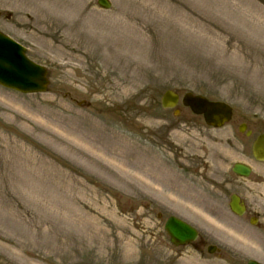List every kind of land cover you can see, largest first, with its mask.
Wrapping results in <instances>:
<instances>
[{"label": "rangeland", "instance_id": "obj_1", "mask_svg": "<svg viewBox=\"0 0 264 264\" xmlns=\"http://www.w3.org/2000/svg\"><path fill=\"white\" fill-rule=\"evenodd\" d=\"M96 1L0 0V32L49 72L44 94L0 87V264H264L262 230L228 209L237 194L264 223V0ZM166 90L233 118L174 117ZM170 216L199 240L172 247Z\"/></svg>", "mask_w": 264, "mask_h": 264}, {"label": "water", "instance_id": "obj_2", "mask_svg": "<svg viewBox=\"0 0 264 264\" xmlns=\"http://www.w3.org/2000/svg\"><path fill=\"white\" fill-rule=\"evenodd\" d=\"M97 5L102 9H109L107 0H98ZM44 68L39 67L24 56V50L0 34V86L13 89L22 94L42 93L46 91L48 81ZM178 102V97L167 91L161 98L163 109H173ZM182 104L188 107L195 115H202L205 123L211 127H221L231 118V109L223 103H211L200 96L184 95ZM177 112H175V115ZM244 128H240L242 131ZM249 135V134H247ZM252 155L255 160L264 162V135L259 136L252 145ZM233 173L237 176L248 177V167L236 164ZM236 197L231 198L230 208L237 215L243 212ZM170 237V242L175 246L185 245L196 238L195 231L185 223L174 218H169L164 227ZM248 264H257L249 262Z\"/></svg>", "mask_w": 264, "mask_h": 264}, {"label": "bare ground", "instance_id": "obj_3", "mask_svg": "<svg viewBox=\"0 0 264 264\" xmlns=\"http://www.w3.org/2000/svg\"><path fill=\"white\" fill-rule=\"evenodd\" d=\"M149 5V2H147L146 4H145V7H147ZM145 9H147V8H145ZM148 10V9H147ZM149 11V10H148ZM173 11H175L174 9H169V12H173ZM186 17H188L187 15H186ZM189 18V17H188ZM196 19V18H195ZM195 19H193V20H188V22L189 23H193V24H197V21H199V20H195ZM198 25V24H197ZM111 151H114V148H111ZM139 169H137L136 171H138ZM142 175V173H141V171H138L137 173H136V176H134V178H135V180L136 181H140V179H139V177ZM159 178H160V184L161 185H164V184H167L168 183V181H169V179L168 180H166V178L163 176V173L162 172H160L159 173ZM170 182V181H169ZM142 183H144V182H142ZM145 184V186L147 187V189H149L151 192H153V193H156V192H158L159 193V191H157V189H155L152 185H150V184H147V183H144Z\"/></svg>", "mask_w": 264, "mask_h": 264}, {"label": "flooded vegetation", "instance_id": "obj_4", "mask_svg": "<svg viewBox=\"0 0 264 264\" xmlns=\"http://www.w3.org/2000/svg\"><path fill=\"white\" fill-rule=\"evenodd\" d=\"M245 203V202H244ZM247 206H246V215H247ZM255 217V221L259 222V218L257 217L256 214H250V217L248 218V221L250 220V218H254ZM262 231L264 232V228L262 229Z\"/></svg>", "mask_w": 264, "mask_h": 264}]
</instances>
